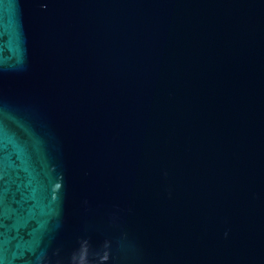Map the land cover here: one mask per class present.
Returning <instances> with one entry per match:
<instances>
[{"label": "water", "instance_id": "1", "mask_svg": "<svg viewBox=\"0 0 264 264\" xmlns=\"http://www.w3.org/2000/svg\"><path fill=\"white\" fill-rule=\"evenodd\" d=\"M0 264H264V0H0Z\"/></svg>", "mask_w": 264, "mask_h": 264}]
</instances>
